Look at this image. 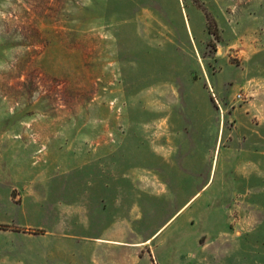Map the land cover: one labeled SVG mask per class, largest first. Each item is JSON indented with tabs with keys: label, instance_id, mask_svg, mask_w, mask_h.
Here are the masks:
<instances>
[{
	"label": "rangeland",
	"instance_id": "374dc122",
	"mask_svg": "<svg viewBox=\"0 0 264 264\" xmlns=\"http://www.w3.org/2000/svg\"><path fill=\"white\" fill-rule=\"evenodd\" d=\"M0 224V264H264V0H0Z\"/></svg>",
	"mask_w": 264,
	"mask_h": 264
},
{
	"label": "crops",
	"instance_id": "0c3cea01",
	"mask_svg": "<svg viewBox=\"0 0 264 264\" xmlns=\"http://www.w3.org/2000/svg\"><path fill=\"white\" fill-rule=\"evenodd\" d=\"M52 241L55 242L54 243V246L55 245L65 244V245H69V246H72V247H76L77 246V242H79L80 240L79 239H76V238H72V237H67V236L66 237H60L58 235H53L52 238H51L50 247H53ZM106 241H111V240L100 239L97 243H100L101 245H105V244L125 245V243H122V242H119V241H116L114 243L113 242H106ZM120 243H122V244H120ZM82 245L83 244L81 243L80 248H81ZM60 252L61 251L59 250V253ZM55 253H56L55 250L52 249V248H50V249L45 250L44 255L45 256L52 257L53 255H55ZM59 255H60V258L64 257L63 254H58V256ZM81 256H82V258H80L79 260H77V256L74 255V253L72 251H69V257L71 258V260L69 261L70 264H83L84 256L82 254H81ZM147 257H148L147 255L138 256V261L145 262V261L148 260ZM60 264H65V262L62 261Z\"/></svg>",
	"mask_w": 264,
	"mask_h": 264
},
{
	"label": "trees",
	"instance_id": "16d2710c",
	"mask_svg": "<svg viewBox=\"0 0 264 264\" xmlns=\"http://www.w3.org/2000/svg\"><path fill=\"white\" fill-rule=\"evenodd\" d=\"M212 33L217 37L216 32L212 31ZM7 226L8 225H6V224H0V227H7Z\"/></svg>",
	"mask_w": 264,
	"mask_h": 264
},
{
	"label": "bare ground",
	"instance_id": "6f19581e",
	"mask_svg": "<svg viewBox=\"0 0 264 264\" xmlns=\"http://www.w3.org/2000/svg\"><path fill=\"white\" fill-rule=\"evenodd\" d=\"M157 233H158V232H157ZM157 233H155V234L153 235V237H154Z\"/></svg>",
	"mask_w": 264,
	"mask_h": 264
},
{
	"label": "built area",
	"instance_id": "2783aa9c",
	"mask_svg": "<svg viewBox=\"0 0 264 264\" xmlns=\"http://www.w3.org/2000/svg\"><path fill=\"white\" fill-rule=\"evenodd\" d=\"M240 95H238V97H239Z\"/></svg>",
	"mask_w": 264,
	"mask_h": 264
}]
</instances>
